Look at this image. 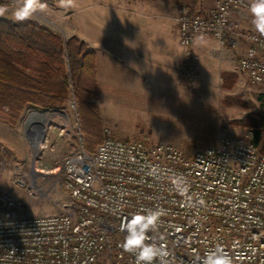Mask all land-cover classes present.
<instances>
[{"label": "built area", "instance_id": "1", "mask_svg": "<svg viewBox=\"0 0 264 264\" xmlns=\"http://www.w3.org/2000/svg\"><path fill=\"white\" fill-rule=\"evenodd\" d=\"M249 5L219 0L205 13L181 9L176 21L182 45L190 49L197 34L224 43L231 14ZM263 54L264 36L255 30L239 65L261 88ZM67 126L59 125L61 133ZM105 133L94 150L80 145L63 157L59 168L71 203L62 211L29 215L21 212V200L0 194V264H135L120 247V228L144 209L163 210L150 235L169 251V264H192L217 245L234 264H264V151L254 144L252 129L192 153L171 142ZM46 135L37 136L39 146ZM176 177L190 185L186 195L176 191Z\"/></svg>", "mask_w": 264, "mask_h": 264}, {"label": "rangeland", "instance_id": "2", "mask_svg": "<svg viewBox=\"0 0 264 264\" xmlns=\"http://www.w3.org/2000/svg\"><path fill=\"white\" fill-rule=\"evenodd\" d=\"M7 3L11 0L0 1L2 7ZM0 16L14 17L8 11ZM200 65V59L194 58L189 73L172 81L184 91L182 95L157 94L162 91L150 78L145 80L147 88L136 90L140 94L133 89L121 93L113 86L103 89L97 98L103 119L102 140L108 136V129L109 136L171 142L192 153L218 143L224 136H238L250 130L241 123L250 114L264 113V88L253 85L244 72L237 76L227 74L225 78L222 74L221 78L218 72H210V67L205 71ZM211 66L218 70L217 64L212 62ZM43 109L46 108L29 104L13 125L19 145L0 147V194L8 193L21 200V212L29 215L56 213L68 207L71 196L59 166L66 154L80 145L88 149L90 142L71 89L63 106L48 108L42 127L39 121L27 120L30 111ZM0 117L4 119L2 113ZM66 122V132L61 133L59 125ZM44 133L46 138L39 146L37 136L41 138ZM97 145H93V150ZM2 210L0 203V213Z\"/></svg>", "mask_w": 264, "mask_h": 264}, {"label": "crops", "instance_id": "3", "mask_svg": "<svg viewBox=\"0 0 264 264\" xmlns=\"http://www.w3.org/2000/svg\"><path fill=\"white\" fill-rule=\"evenodd\" d=\"M41 2L45 10L32 19L65 38L77 36L95 51L99 95L111 86L121 93L132 89L137 92L147 88V78L162 91L157 94L182 95L184 91L172 81L183 77L184 64L190 57L200 59L202 69L210 67L208 70L218 72L221 78L224 73L240 75L239 61L247 53L255 31L249 8L234 11L230 16L232 30L224 43L214 36L197 34L187 49L181 43L178 13L183 8L205 13L219 0H74L72 6H67L66 0ZM5 7L13 14L14 0ZM13 130V125L0 117L2 149L19 145Z\"/></svg>", "mask_w": 264, "mask_h": 264}, {"label": "trees", "instance_id": "4", "mask_svg": "<svg viewBox=\"0 0 264 264\" xmlns=\"http://www.w3.org/2000/svg\"><path fill=\"white\" fill-rule=\"evenodd\" d=\"M193 62V57L185 62L184 75ZM70 89L78 100L91 151L102 141L103 122L97 103L95 51L77 36L65 38L37 20L19 22L0 16V113L4 119L17 124L29 104L61 107ZM241 124L253 130L254 144L264 151V113L250 114Z\"/></svg>", "mask_w": 264, "mask_h": 264}, {"label": "clouds", "instance_id": "5", "mask_svg": "<svg viewBox=\"0 0 264 264\" xmlns=\"http://www.w3.org/2000/svg\"><path fill=\"white\" fill-rule=\"evenodd\" d=\"M73 2L74 0H66L67 6H72ZM14 6L13 16L19 22L32 19L46 7L41 0H14ZM5 11L7 9L0 6V15ZM249 11L255 30L264 36V0H251ZM173 184L180 195L188 193L190 185L185 178L176 177ZM163 214L162 209H144L132 214L130 219L121 224L120 230L125 236L120 247L135 257V264H169V251L150 235L157 231ZM192 264H234V260L222 246L217 245L203 256L196 255Z\"/></svg>", "mask_w": 264, "mask_h": 264}, {"label": "bare ground", "instance_id": "6", "mask_svg": "<svg viewBox=\"0 0 264 264\" xmlns=\"http://www.w3.org/2000/svg\"><path fill=\"white\" fill-rule=\"evenodd\" d=\"M46 117V112L42 110H32L30 111V116L27 119L29 122L34 123L35 121H39L42 125L44 123V119ZM35 129V128H34Z\"/></svg>", "mask_w": 264, "mask_h": 264}, {"label": "water", "instance_id": "7", "mask_svg": "<svg viewBox=\"0 0 264 264\" xmlns=\"http://www.w3.org/2000/svg\"><path fill=\"white\" fill-rule=\"evenodd\" d=\"M48 110H50V109L46 108V109H43L42 111L47 112ZM41 127H42V125H41Z\"/></svg>", "mask_w": 264, "mask_h": 264}]
</instances>
